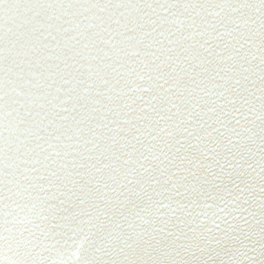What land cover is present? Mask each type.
<instances>
[{
    "label": "snow or ice",
    "instance_id": "1",
    "mask_svg": "<svg viewBox=\"0 0 264 264\" xmlns=\"http://www.w3.org/2000/svg\"><path fill=\"white\" fill-rule=\"evenodd\" d=\"M0 264H264V0H0Z\"/></svg>",
    "mask_w": 264,
    "mask_h": 264
}]
</instances>
